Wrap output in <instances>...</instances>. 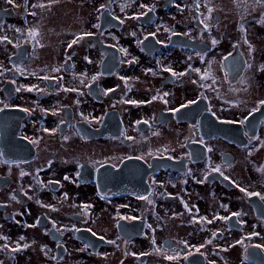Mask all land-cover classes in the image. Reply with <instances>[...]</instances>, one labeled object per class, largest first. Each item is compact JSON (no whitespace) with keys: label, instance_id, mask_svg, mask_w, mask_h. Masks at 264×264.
<instances>
[{"label":"flooded vegetation","instance_id":"obj_1","mask_svg":"<svg viewBox=\"0 0 264 264\" xmlns=\"http://www.w3.org/2000/svg\"><path fill=\"white\" fill-rule=\"evenodd\" d=\"M262 66L254 0H0V264H264Z\"/></svg>","mask_w":264,"mask_h":264},{"label":"snow or ice","instance_id":"obj_2","mask_svg":"<svg viewBox=\"0 0 264 264\" xmlns=\"http://www.w3.org/2000/svg\"><path fill=\"white\" fill-rule=\"evenodd\" d=\"M10 2H11V0H10ZM254 2L255 3H262V4H264V0H254ZM41 7H43V5H40ZM101 7H104L103 5L101 6ZM146 7V6H145ZM153 9H149V11H152ZM213 11V9L212 8H209L208 9V12H209V19L211 18V12ZM143 14V13H142ZM33 15H35V13H33ZM138 18V17H137ZM117 19H120L119 17H117ZM121 22H123V21H121ZM202 23H203V21H202ZM96 27H99V25H96ZM207 27H209V25L208 24H205V28H207ZM29 35L30 36H32V37H35V36H37V35H39V33H38V31L37 30H29ZM91 35H93V33H91V32H84V33H82V34H80L76 39H74L70 44H69V47H71L73 44H76L79 40H82V39H84L86 36H91ZM133 35H134V33H133ZM150 35H155V33H151ZM173 35H177V33H173ZM216 41H213V43H215ZM160 43H163L162 41L160 42ZM121 51H124L125 53H126V50H124V49H121ZM128 63H132V61H128ZM262 67H264V66H262ZM17 71H20V69L19 68H17ZM54 71H59V69L57 68V69H54ZM167 71H169V72H171L172 73V75L173 76H176V75H184V74H186V73H176V72H174L171 68H169V69H167ZM194 71H197V72H199L200 70L199 69H194ZM205 75H207V74H205ZM43 79H45V80H48V79H59V78H57V77H48V76H45V77H43ZM97 79V77L96 76H93L92 77V80H96ZM123 79V78H122ZM14 82V81H13ZM82 83H83V81H81ZM17 91H19L20 89L18 88V89H16ZM29 91H32V90H37V91H40V89H38L37 88V86H32L31 88H29L28 89ZM65 91H73V92H75V91H78V89H75V88H65L64 89ZM112 91H115V89H108L104 94H107L108 92H112ZM165 95H167V93H165ZM153 99H156V97H153ZM128 102H130V103H136L135 101H128ZM151 101H149V103H150ZM165 103H167V101H165ZM196 103V101L195 100H192V101H188V103L187 104H185V105H181V108H184V107H187L188 106V104H195ZM260 105H262V106H264V100H261L260 102ZM7 106V105H6ZM180 109H175L174 111H179ZM0 111H2V109H0ZM23 111H25V112H27V111H29V109H23ZM253 111H259V109H254ZM251 114V113H250ZM213 115H215V113H213ZM85 119H87V118H85ZM61 123H64V121H61ZM145 123H147L146 121H145ZM227 123H239V124H244L245 123V120L244 119H242V120H240V121H227ZM45 131H52V132H55L56 131V129H52V130H48V129H45ZM245 135H247V133H245ZM64 139H68V137H64ZM128 139H132L131 137H128ZM199 143H204V141L203 140H200L199 141ZM3 155V153H0V156H2ZM142 158V157H141ZM213 171H215V172H218V173H220L221 172V170H220V168H213ZM262 171H264V169H262ZM22 175H23V173H22ZM77 175H79V173H77ZM221 175H222V173H221ZM226 179H227V177H225ZM66 179H67V177H66ZM58 183V182H57ZM233 183L235 184V181H233ZM236 187L237 188H240V191L241 192H243V193H245L247 196H249V197H251V196H259L260 197V199H262V200H264V195H262L261 193H258V192H249V191H247L246 189H244V188H241L240 187V185L239 184H236ZM141 199H147V197H144V196H141L140 197ZM13 199H15V196L13 197ZM85 207H87L86 205H85ZM189 211H191L190 209H189ZM232 215L233 216H238L239 215V213H232ZM230 217H225V216H219V217H214V219H221V220H227V219H229ZM123 219H136V217H131V218H128V217H123ZM201 220H206V218L205 217H201ZM208 223H211V221H207ZM37 223H39V222H37ZM32 226H36V225H32ZM88 231L89 232H92V229H88ZM94 235H95V233H93ZM215 235V234H214ZM21 239H23V237H21ZM101 239H103V237H101ZM108 243H110V244H114L115 243V241H108ZM186 243V242H185ZM209 243H211V241H209ZM24 247H27V245H24ZM200 247H203V245H201ZM17 250H19V245L17 246V248L16 249H13V251H17ZM196 251H199V248H197L196 249ZM190 255H192V253L191 252H188V253H186V255H185V259H187V257L188 256H190ZM165 258L166 259H168V260H175V259H177L178 258V254L177 255H165Z\"/></svg>","mask_w":264,"mask_h":264}]
</instances>
